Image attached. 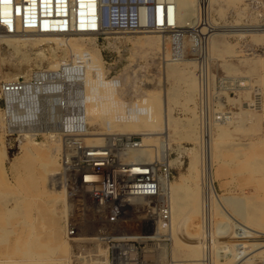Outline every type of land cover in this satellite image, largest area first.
<instances>
[{
  "label": "rangeland",
  "instance_id": "obj_1",
  "mask_svg": "<svg viewBox=\"0 0 264 264\" xmlns=\"http://www.w3.org/2000/svg\"><path fill=\"white\" fill-rule=\"evenodd\" d=\"M210 6V23L212 27L215 26L213 30L215 34L211 38L201 40L186 37L182 40L185 41L183 46L181 45L182 41L180 46H176L172 38H160L152 32L61 35L63 46L57 47L53 41L50 44L42 43L41 48L37 45L19 43L20 47L16 49H19V52L13 45L3 40L0 42V84L8 80V77H12V79L25 78L40 68L52 69L51 64L55 60L60 61V64L74 65L71 51L65 47L77 42L83 47L95 49L101 57L110 95L117 100L114 103L118 105L123 114H128V110L135 101L130 102L125 97L123 98L122 96L125 94L118 91L119 89L129 88L131 94H139L138 97H141L139 101H142L150 92L161 94L167 92L173 96L176 95L173 97L174 100L170 101L172 114L178 121V124L170 129V133H172L169 140L171 145L167 150L168 160H177L174 164L169 163L170 182L178 181L183 184L186 192L188 189L191 192L198 191L203 215L206 220L208 218L214 231H217L218 227L223 229L219 236L222 241H227L229 232L226 229H231L230 221H233V226L236 228L235 224L242 220L225 204L223 197L238 196L249 199L253 195L254 192H251L252 182L248 179L249 172L246 171L248 169L246 156L249 153L264 152V110L260 107L263 105L264 108V67L262 66L264 60V0H233V3L225 8L223 14L214 10L211 0ZM194 7V20H196L197 0H195ZM188 24L192 23L188 22ZM145 34L154 35H148L153 38L152 44L141 46L135 43L139 41L138 37ZM133 35L136 37L132 38ZM82 37L86 44H82ZM12 38L17 39L18 36ZM41 50L45 52V58L39 59V61L37 52ZM174 58L186 62L180 64L179 67L181 72L193 76L195 92L191 93L188 83L184 80L167 79L165 65L172 63L171 59ZM39 62L40 65H38ZM126 98L129 99L128 95ZM257 100L261 101L260 104ZM223 119L233 121L228 131L219 136L216 124ZM2 125L0 118V137L3 136V142L6 143L12 155L11 159H5L3 166H0V223L13 230L11 239L12 242L18 239L19 248L15 253H12V250L10 251V248L3 242V245L0 246V263L8 260L11 264H19L26 262L23 250L26 248L24 247L26 237L30 233L38 236V240H42L43 244L54 246L58 243L54 237H51L55 214L52 207L46 202L49 196L42 197L43 200L38 192L25 186L26 176L25 172H22L25 170L19 164L16 165L18 168L15 166L18 157L24 151L23 145L28 141L25 140L26 138L17 141L16 137L7 140ZM91 125L90 132H105V134L121 132L118 130L108 131L104 123L96 122ZM211 129L213 137L223 141L224 145L222 160L216 161L212 167V189L206 184L208 175H205L207 167L204 162L209 146L207 144L209 143L208 132H212ZM162 131L163 129L159 131L161 133L159 140H162L163 143L165 137ZM126 134H140L139 137L142 141L143 135L140 132H126ZM196 136H200V138L196 139ZM35 141L39 144L44 143L42 146H36L38 153L47 150L54 151L53 148L57 146L56 143L51 142L52 138L48 136H40ZM1 142L2 139H0V146ZM249 142L255 143V146H252L251 149L242 146ZM57 143L59 142L57 141ZM164 146L163 143L162 151ZM56 150L57 163L54 165V170L58 171L60 151L58 147ZM161 150L157 157L162 153ZM191 150L197 151L198 156H201V162L193 171L189 170L190 156L188 152ZM40 157L35 156L29 160L32 162L28 168L34 170L35 177L38 174L36 168L39 171L37 165ZM157 157L151 162L155 161ZM124 160L133 162L126 158ZM145 163L147 162L145 161ZM259 198L262 197L259 196ZM63 209L64 206L60 203L58 214H56L60 218L56 219L60 220L61 239H65ZM96 226L93 223L87 231L96 233L106 230V228L100 227V224L99 227ZM158 232L166 234L161 228L158 229ZM241 241H244L243 236L234 229L231 249L236 250ZM167 242L169 241L167 240ZM250 243L251 241H248L244 249L246 252L254 250L251 254V264H264V246L255 249ZM45 250L46 248L42 246L38 248L39 252ZM59 256H63V254L56 253L53 258ZM69 256H71V252ZM53 258L48 259L52 261ZM183 258L186 259L184 256ZM226 264H235V261L229 260Z\"/></svg>",
  "mask_w": 264,
  "mask_h": 264
},
{
  "label": "built area",
  "instance_id": "obj_2",
  "mask_svg": "<svg viewBox=\"0 0 264 264\" xmlns=\"http://www.w3.org/2000/svg\"><path fill=\"white\" fill-rule=\"evenodd\" d=\"M210 13L207 0H197L195 23L181 25L176 0H0V35L152 32L180 46L186 37L210 38L215 29ZM88 90L84 68L70 64L2 82L0 118L6 139L48 136L59 142V167L51 185L68 194L70 213L64 223L72 245L70 264H159V258L146 254L156 255L158 245L167 241L158 224L171 220L168 155L162 151L150 163L125 161V151L141 147L140 134L114 133L102 144L86 142ZM118 91L130 102L141 99L129 88ZM139 211L143 218L137 232H119L133 229L131 217ZM91 214L105 231L82 233ZM201 261L213 264L209 256Z\"/></svg>",
  "mask_w": 264,
  "mask_h": 264
},
{
  "label": "bare ground",
  "instance_id": "obj_3",
  "mask_svg": "<svg viewBox=\"0 0 264 264\" xmlns=\"http://www.w3.org/2000/svg\"><path fill=\"white\" fill-rule=\"evenodd\" d=\"M176 1H177V20L179 24L181 25L194 24L195 23L194 21H196L194 20L195 0H176ZM207 2H208V7L210 8L211 7L210 0H207ZM232 3L233 0H211V5H213L214 10L217 11L219 14H223L225 8L229 7V5ZM188 22L192 24H188ZM73 34H88V33L77 32ZM214 34L215 33H213L210 36V38ZM61 35L62 34H57V33L55 34L25 33L22 34L21 36L16 35L18 36L19 39L12 38L15 36L0 35V42L4 40L10 45H13V47H15V50L18 47H20L19 46L20 44L37 45L39 46V48H41L42 43L50 44L51 41H53L55 45L59 47V46H63ZM148 35L154 36L153 34L141 35L140 37L137 38V40L139 41H136L135 43H138L141 46L144 44H152L154 42L153 38L151 36L149 37ZM155 36H159L160 38H163V36L160 35L155 34ZM134 37L136 36L133 35L132 38ZM81 41L82 44H86V41L84 40L83 37ZM184 44L185 41H182L181 45L183 46ZM65 49L71 51L72 54L71 57L73 59V62L75 63V64L73 63L74 66H81L84 68V72L86 74V81L88 83V86L90 87V90H88L86 94L87 97V101L85 103V112L87 115L86 122L90 126H92L91 124H94L96 122L104 123L108 131H115V130L121 131L119 133L140 132L143 135L142 141L140 139L141 147L129 151H125V153L122 156L123 159L126 158V160L133 161L131 163H145V161L147 163H150L151 160L157 157V155L160 153V150L162 149L161 146L163 145V143L165 145L163 151L165 154H167V150L168 148H170L171 145L169 141L172 136V133H170V129L178 124V121L175 119V117L172 114V107L170 105V101L173 99L174 96L176 97V95L173 96L171 93H167V92L166 93L162 92L163 94L158 92H150L147 94V96L144 97L142 101H138L132 104L130 109L128 110V114L125 115L122 113L118 105L114 103L117 100L113 98L112 95H110L108 82H107L108 80L105 79V73L102 67L103 66L102 59L99 56V54L96 53L95 49H92L91 47L90 48L83 47L82 45H78L77 42L73 43L72 45H68V47H65ZM16 51L19 52V49ZM44 53L45 52H43L42 50L37 52L38 60L39 59L42 60L45 58ZM171 60L172 63H168L167 66L165 65L167 79L169 80L170 78L173 79L176 78L178 80H184L188 83V88L190 89L191 93L195 92L196 91L194 90L195 80L193 76L191 74L188 75L185 74V72H181V69L179 67L180 64H185L186 62L180 61L179 58L178 59L174 58ZM59 64L60 61L55 60L54 63L51 64V68L54 69ZM38 65H40V62ZM262 66L264 67V60ZM7 79L8 80L6 81H9L10 79H12V77H8ZM167 83L169 82L167 81ZM263 85H264V77H263ZM174 90L176 91L177 89L175 88ZM174 90H173V94H174ZM257 101H259L260 104L261 101L260 100ZM260 107L261 109L264 110L263 105H261ZM232 121L233 120L225 121L223 119L216 124L217 132L219 133V136L220 134H223V132L228 131ZM161 129H163L162 132H164V137H165L164 139L165 142L163 143L162 140H159V135L161 134L159 133V131ZM110 134H114V133H110ZM208 134H209L208 137L209 143L207 144L209 146H208V150H206L207 154L205 152L206 155L204 157V162L207 167L205 175H208V179L206 178L207 180L206 184L210 187V189H212V179H211V172H213L212 167L214 166L213 164H215L216 161L219 162L220 160H222L221 159L223 157L222 149L224 145H223V141L213 137V131L212 132L209 131ZM106 135H108V133L105 134V132H97V133L89 132L88 133L89 137H87L85 140L88 143L102 144L104 142ZM199 138L200 136L198 137L196 136V139ZM0 139H2L0 146V166H3V161L5 159H11L12 153L11 151L8 150L6 143L3 142V136H1ZM25 140H27L28 142L27 144L23 145L22 148L24 151L22 155L18 157L15 166L19 164V166L21 165L24 168L25 171L22 172L23 173L25 172L24 175L26 176L25 186L38 192L41 199L43 200L44 198L42 197L49 196V198L46 199V202L50 205V207H52V210L55 214V216L53 217L51 237H54V240H57L58 243L57 244L54 243L55 244L54 246L47 245L46 243L43 244L42 240L41 241L40 239L38 240L39 238L38 236H35L34 233L33 234L30 233L28 237H26L27 239L24 243V247L26 248L23 250V254L26 255V262L24 261L23 263H19V264H70L69 254L71 252V245L69 241L66 239L65 234H64L65 239H61V232H60L61 226L59 223L60 220H58L60 217L58 218L56 215L58 214L57 210H58V205L60 203H62L64 206L63 214H62L63 217H66L70 213V206L68 204L69 201L67 197L68 194L64 189L54 188L51 186V178L52 176H54L55 172L57 171L54 170L55 169L54 165L57 163V154H55V151L57 152L56 150L57 147L60 150L59 143H57V141L52 139L51 142H54L57 145L55 146V148H53L54 151L51 150L49 152L47 150L46 152L42 151L41 153H38L37 152L38 147L36 146L37 145L42 146V144L44 143L39 144L32 137H28ZM242 146L251 149L252 146H255V143L249 142L247 144H243ZM188 153L190 156L189 170L190 171L196 170L197 164L201 162V156H198L197 151L195 152L193 150L189 151ZM35 156H39V157L41 156L39 164L37 165L39 171L36 168V171L38 173L36 177L34 175V170L28 168L30 162H32V160L29 161L30 158H34ZM246 158H247L246 167L248 168L246 169V171L249 172L248 179L252 182L251 192H254L253 195H251L249 199H247V197H238V196L223 197V201L225 202V204L228 205L234 211V213L237 216H239L242 220V222L239 221L237 224H235L236 228H234L233 226V221H230L231 229L232 228L236 229L238 233H240L243 236L244 239V241H241L240 244H238L236 250L233 251L230 247L231 239L233 238L234 229L233 230L226 229V231L229 232V239L227 241L221 240L219 235L221 234L223 229L218 227L217 231H214L213 227L208 222V218L206 220L205 216L203 215L204 212H203L201 200L198 197L199 196L198 191L191 192V190L187 188L188 191L186 192V189H184L183 184L179 183L178 181L175 182L168 181L167 189L171 204V220L170 223H168V225L163 222L159 223L158 229L161 228L162 231L166 233L168 238L167 240L169 242L164 241L161 244H159L156 255H153V252L149 250L146 254V257L159 258L160 260L159 264H202L201 263L202 262L201 260L203 259L202 257L205 256H209L210 258H212L213 264H226L229 260H234L235 264H251L250 262V259L252 257L251 254L254 252V250H252V252L245 251L244 247L246 246L247 242L251 241L255 249L264 246L261 245L264 244V152L249 153L246 156ZM176 161L177 160L175 159H171L168 162L174 164V162ZM16 168L18 167L16 166ZM139 172H144V171H142V169H139ZM32 183L34 185H31ZM255 193H257L258 195ZM259 196L262 198H259ZM88 217L89 218L87 219L90 220L91 218H94V214L88 215ZM79 218L81 219V217ZM131 218H132L131 222H133L132 223L133 229L130 232H126L123 229H119V232L133 233V234L137 232V230L135 229L136 227L137 228L139 227L140 224L139 221H141L143 218L142 212L141 211L134 212ZM84 220H86V218ZM95 220L96 219H93L92 222L88 221L86 223L85 229L82 230V233L85 234L93 223L94 225L96 224L98 226L99 222ZM64 230H65V223H64L63 231ZM12 233L13 230L7 228L4 225H1L0 223V246L3 245L2 243L4 242V244L8 248H10V251L12 250V253H15L17 251V248H19L18 247L19 242L18 239L15 242H12L11 239ZM40 246L45 247L46 250L44 252L41 251L39 252L38 248ZM56 253H62L63 256L53 258V256L56 255ZM183 256L186 259H184ZM48 258H53V259L52 261H50V259ZM0 264H11V263H9V261L6 260L5 262ZM12 264H18V263H12Z\"/></svg>",
  "mask_w": 264,
  "mask_h": 264
}]
</instances>
